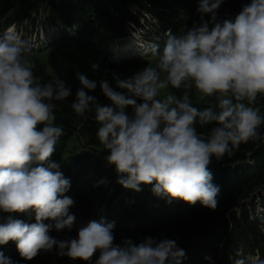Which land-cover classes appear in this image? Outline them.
<instances>
[{
	"label": "clouds",
	"instance_id": "9594fccd",
	"mask_svg": "<svg viewBox=\"0 0 264 264\" xmlns=\"http://www.w3.org/2000/svg\"><path fill=\"white\" fill-rule=\"evenodd\" d=\"M222 3L201 0L199 23L177 36L166 32L162 50L147 49L157 58L154 66L127 78L114 74L115 89L100 81L108 104L89 94L95 81L76 74L80 87L71 108L81 117L94 111L97 138L124 189L140 192L142 185H151L159 198L214 211L220 189L212 182V159L261 138L264 115L251 105L264 96V0H249L234 20L219 21ZM31 55L32 45L18 33L0 35V212L9 214L0 223V246L15 243L25 261L55 247L58 255L81 264H90L97 253L95 264H181L186 253L175 240L145 237L137 243L126 238L116 244L114 222L104 219L90 221L74 239L49 234L71 230L75 221L69 212L75 201L65 195L70 180L51 160L63 135L55 123L54 102L72 93L58 78L40 82ZM98 68L92 65L93 71ZM192 85L203 98H214L203 109L193 106ZM169 86L185 91L179 97L165 94ZM197 124L215 126L204 138ZM13 214H34L35 222L13 219ZM0 264L13 262L0 253ZM233 264H245V259Z\"/></svg>",
	"mask_w": 264,
	"mask_h": 264
},
{
	"label": "trees",
	"instance_id": "16d2710c",
	"mask_svg": "<svg viewBox=\"0 0 264 264\" xmlns=\"http://www.w3.org/2000/svg\"><path fill=\"white\" fill-rule=\"evenodd\" d=\"M200 2L0 0V35L11 30L29 41L34 76L40 82H54L55 78L38 61L39 52L52 46L92 45L94 33L102 30L116 44L134 40L140 42L137 55L129 54L115 62H106V66L111 69L139 66L144 61L141 55H151L147 49L158 46L162 50L166 32L177 36L183 26L191 28L194 23L200 22L197 11ZM247 3L249 0H224L216 12L218 20H234L242 5ZM25 20L27 24H24ZM124 46L126 49L127 44ZM92 81L96 82V88L89 94L96 97L100 104H108L100 91V82ZM66 86L71 89V96L63 102H54L57 104L55 123L62 127L63 135L51 160L60 164L59 170L70 180V188L65 195L78 199L79 204L73 212L75 221L71 230H53L49 233L52 237L57 240L74 239L81 227L90 221L104 219L114 222L115 243L125 236L137 243L145 237L175 240L186 253L181 264H233L241 257L245 259V264L264 261V124L259 129L260 139L241 143L230 155L212 159L209 165L212 182L219 186L220 191L216 198L217 207L210 211L199 203L190 206L178 200L159 198L152 193L151 185H142L140 192L119 185L114 166L106 161L108 152L97 138L99 125L94 111L86 112L82 117L75 114L71 103L78 88ZM169 90L177 97L185 91L184 88L177 90L171 86ZM188 93L194 107L203 109L207 106L195 101L192 86ZM251 106L264 115V96H258ZM127 111L131 114V109ZM214 126L201 127L197 124L196 129L207 138ZM8 215L0 212V223ZM32 216L31 221L35 222ZM12 218L24 220V214H13ZM52 250L53 262L47 259L44 252L31 261H25L19 256L15 243L0 246V253L11 258L13 264H81L79 260L58 255L55 247ZM98 254L93 256L90 264H95Z\"/></svg>",
	"mask_w": 264,
	"mask_h": 264
},
{
	"label": "rangeland",
	"instance_id": "374dc122",
	"mask_svg": "<svg viewBox=\"0 0 264 264\" xmlns=\"http://www.w3.org/2000/svg\"><path fill=\"white\" fill-rule=\"evenodd\" d=\"M189 28L187 26H183L180 30L179 34L187 31ZM133 35V34H132ZM136 34H134L135 36ZM135 38V37H133ZM144 38V37H143ZM151 40V39H150ZM92 45H82V44H72L65 48L60 47H49L38 53L37 59L41 62L45 68L46 72L53 76L55 80L58 78L65 82L68 86H74L79 88L80 84L76 79L77 73L85 74L89 80L102 81L107 80L111 86L115 87V81L113 80V75H119L121 78H127L135 74L136 72L142 70L147 65H155L156 57L150 56H140L143 58V64L139 66H132L127 69H111L106 66V62H115L119 58H125L129 56V54L137 55L140 49V42L137 40L134 41H123L125 44L118 43L116 44L112 39L110 40V36L108 33L103 32L102 30H98L94 33L91 38ZM133 42V44H131ZM128 50V47L132 49L125 52V46ZM143 45V43H141ZM150 46L151 44H146ZM123 47V48H122ZM137 48V49H136ZM150 54V53H148ZM147 54V55H148ZM105 61H103V60ZM117 59V60H116ZM99 64V68L97 71L92 70L93 64ZM194 89V98L195 101L201 104H207L210 99L214 98H203L202 94L199 93L194 85H192ZM165 94L170 92L169 87L163 90ZM85 182H82L84 185ZM75 203L74 206L69 209L70 214H73L75 208L79 204L78 199L72 198ZM34 214H24V222L26 223H34L31 221V217ZM45 223H50V221H45ZM127 237H120L116 241V244H119L123 239ZM47 256V259L51 262L54 261V252H44ZM99 255V254H98ZM98 258V256H97Z\"/></svg>",
	"mask_w": 264,
	"mask_h": 264
},
{
	"label": "bare ground",
	"instance_id": "6f19581e",
	"mask_svg": "<svg viewBox=\"0 0 264 264\" xmlns=\"http://www.w3.org/2000/svg\"><path fill=\"white\" fill-rule=\"evenodd\" d=\"M123 48V47H122ZM117 60V59H116Z\"/></svg>",
	"mask_w": 264,
	"mask_h": 264
}]
</instances>
